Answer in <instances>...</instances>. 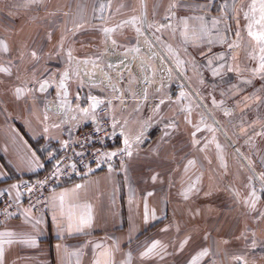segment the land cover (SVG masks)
Here are the masks:
<instances>
[{
	"label": "crops",
	"instance_id": "0c3cea01",
	"mask_svg": "<svg viewBox=\"0 0 264 264\" xmlns=\"http://www.w3.org/2000/svg\"><path fill=\"white\" fill-rule=\"evenodd\" d=\"M144 1L148 26L164 48L180 58L185 50L193 53L217 93V104L226 100L236 106L228 133L251 137L264 122V41L249 26L253 5L261 0ZM142 8V0H1L0 193L17 197L21 181L39 177L65 140L64 125L54 117L59 109H49L47 98L54 80L60 83L59 75L68 72L70 58H78L73 67H86V60L96 57L93 35L106 36L110 26H131L122 42L134 41ZM145 45L147 39L138 40L137 46ZM127 49L112 55L124 58ZM191 84L196 91L205 89L198 77ZM185 96L183 101L193 102ZM181 101L162 103L159 129L119 168L57 186L47 212L21 208L0 226V234L13 233L0 235V264H171L173 249L187 250L189 236L175 241V223L192 203L218 194L225 183L218 156L212 152L206 162L198 130L190 128L196 114L177 113ZM209 183L216 190L211 196L205 189ZM89 217L78 230L81 219ZM259 232L264 240V210ZM31 240L35 243H25Z\"/></svg>",
	"mask_w": 264,
	"mask_h": 264
},
{
	"label": "rangeland",
	"instance_id": "374dc122",
	"mask_svg": "<svg viewBox=\"0 0 264 264\" xmlns=\"http://www.w3.org/2000/svg\"><path fill=\"white\" fill-rule=\"evenodd\" d=\"M253 13L252 10V19L256 23L262 24L260 20L264 16L260 15L258 19L253 16ZM249 21V26L252 27L254 22L251 19ZM121 26L108 27L106 36L100 35L97 36V39L93 35L90 46L96 57L90 59H98L105 47L108 55L116 54L110 49L111 43L116 44V49L123 47L132 49L136 55L135 63L130 62L129 68L135 73L133 79L137 78L141 86L142 90L140 89L139 95L142 100L137 105H129L126 111L121 113L123 126L129 134L148 129L151 126L157 127L158 130L163 119L157 122L158 118L162 116H158L157 109L168 99H182L183 105L177 109V113L196 114L197 122L192 123L190 128L193 131L198 130L197 140L202 147L204 146V160L210 161L212 152L218 156L219 161L216 162L221 165L219 176L225 183L220 185L218 194L207 198V200H205L206 198L201 199V203H192L191 210H188V213L185 210L182 217L175 223L177 226L175 231L177 239L175 241L181 235L188 234L189 244L187 250H182L180 253L173 249L175 255H173L171 264H264V240L261 239L259 232L260 215L264 210V187L156 46L150 40H147L145 46H137L142 33H137L134 41L125 44L122 42L126 38L125 31L131 26H123L124 31ZM140 29L142 28L140 27ZM253 32L260 35L264 33V30L255 27ZM146 39H148L147 36ZM260 40L264 41V39ZM169 52L190 83L195 82L197 77L200 79L201 85L205 86V89L200 91L203 92V96L199 91L197 92L208 103L210 110L219 119L226 131L233 130V119L237 116L238 110L233 103L231 104V101L223 100L217 104L215 101L218 98L217 93L212 89L208 76L201 73L200 67H198L199 59L186 50L181 58L179 52L174 51L177 57L173 51ZM104 54L107 55L106 52ZM109 57L115 58L113 55ZM70 59L74 61L78 58L71 57ZM107 60L112 61L109 58ZM190 69L194 72H191ZM71 70L68 67V74H61L58 77L62 78L61 84L67 85L68 92L72 83L78 87V81H74ZM145 82L153 86L160 87L163 85V89H159L156 96L151 98L153 95H150V91L148 95ZM168 87L170 88L167 89ZM63 89L65 90L64 86ZM185 95L193 98V102L192 100L183 101ZM212 102L214 104H210ZM230 107L233 109H229ZM125 116L126 119H124ZM156 122H160L158 126H154ZM259 128L256 127L253 130L251 137L233 135V140L235 139L234 141L264 180V126L262 131ZM229 135L232 137L231 134ZM205 189L210 196L212 191L214 194L216 193L215 188H212L210 183ZM197 205L198 208H196ZM198 210L202 216H199ZM196 224L200 228H196ZM212 228L219 232V239H217L218 234L212 233ZM203 232H208V234ZM205 249L207 255H200Z\"/></svg>",
	"mask_w": 264,
	"mask_h": 264
},
{
	"label": "built area",
	"instance_id": "2783aa9c",
	"mask_svg": "<svg viewBox=\"0 0 264 264\" xmlns=\"http://www.w3.org/2000/svg\"><path fill=\"white\" fill-rule=\"evenodd\" d=\"M262 5L264 0L253 5L255 18L264 16ZM250 19L254 22L251 30L255 27L264 30V17L260 20L262 24L256 23L252 16ZM138 33H142V37L145 35L142 29ZM109 56L112 55H108L105 47L98 59L86 61V67H73L70 60L68 66L72 69L74 81H78V87L72 83L67 95L58 80H54L47 107H58L54 117L63 123L66 138L60 149L50 155L49 167L39 177L21 181L17 197L0 193V226L15 218L21 208L32 213L47 212L49 195L54 188L117 169L129 153L147 146L151 140L153 126L129 134L121 119V113L129 105H137L142 100L138 79H133L135 73L129 68L130 62L135 63L136 55L113 59ZM145 86L148 95L149 91L153 95L151 98L163 89V85L153 86L148 82ZM30 87L34 85L30 84ZM263 126H260V131Z\"/></svg>",
	"mask_w": 264,
	"mask_h": 264
},
{
	"label": "water",
	"instance_id": "95a60500",
	"mask_svg": "<svg viewBox=\"0 0 264 264\" xmlns=\"http://www.w3.org/2000/svg\"><path fill=\"white\" fill-rule=\"evenodd\" d=\"M142 24L141 28L145 35L148 37V39L156 46V48L159 50V52L165 57V59L168 61V63L171 65V67L175 70L177 75L181 78V80L184 82V84L188 87V89L194 94L196 99L199 101L201 106L205 109L209 117L213 120L215 125L221 130L225 138L228 140V142L231 144V146L236 150V152L239 154V156L242 158V160L245 162V164L248 166L250 171L253 173V175L258 179V181L261 183V185L264 187V180L261 178L259 173L255 170L249 159L245 156L243 151L240 149L238 144L233 140V138L229 135V133L226 131L224 126L221 124L219 119L214 115V113L210 110L209 106L205 102V100L199 95V93L196 91V89L193 87V85L189 82L186 75L183 73L177 62L171 57V55L168 53V51L163 47V45L159 42L158 38L155 36L154 32L149 28L146 18V11H145V1L142 0ZM139 41H144V37L140 36ZM111 43V42H110ZM111 50L114 52H117L116 50V44L111 43ZM124 57H130L132 55H135L132 49H127V51L122 54ZM111 58V57H110ZM113 59V58H111ZM75 59L74 61H76ZM91 62V60H86ZM83 62V61H82ZM68 74V72L66 73ZM60 85L63 87V84L60 83ZM141 89V86H140ZM142 90V89H141ZM65 94H68V87L65 88Z\"/></svg>",
	"mask_w": 264,
	"mask_h": 264
},
{
	"label": "snow or ice",
	"instance_id": "6c2138e0",
	"mask_svg": "<svg viewBox=\"0 0 264 264\" xmlns=\"http://www.w3.org/2000/svg\"><path fill=\"white\" fill-rule=\"evenodd\" d=\"M262 7H264V5H262ZM257 23H259V22H257ZM250 35L252 34L251 32L249 33ZM257 39H264V33H261L260 35H258L257 36ZM6 50V49H5ZM262 51H264V49H261ZM33 55H35V53H33ZM261 68L262 69H264V57H261ZM43 87V86H42ZM18 92L20 91L19 89L17 90ZM125 144H127V140H125ZM130 154V153H129ZM111 155H115V153H112ZM192 163H194L193 161H189V164H192ZM153 179H155V177H153ZM77 187V189L80 187V185H77L76 186ZM149 195H151V193H149ZM184 196H185V198H187V193H184L183 194ZM90 217L88 218V219H81V221L79 222V224L78 225H76V227H77V229L79 230L80 228H82V227H84V226H86V225H88L89 223H90ZM70 220H71V218H70ZM38 223V222H37ZM68 227H69V229H71L72 227H73V225H72V223L70 222L69 223V225H68ZM0 235H7V236H12L13 235V233H11V232H8V233H2V234H0ZM10 242V241H9ZM35 243V241L34 240H31V241H25V243ZM187 241H185V243H186ZM156 247V244H153L152 245V248H155ZM152 248H149L148 249V251L149 252H151L152 251ZM0 255H2V252H0ZM145 255H147V253H145ZM200 255H207V250L205 249L203 252H201L200 253ZM105 264H108V262L107 261H105Z\"/></svg>",
	"mask_w": 264,
	"mask_h": 264
},
{
	"label": "bare ground",
	"instance_id": "6f19581e",
	"mask_svg": "<svg viewBox=\"0 0 264 264\" xmlns=\"http://www.w3.org/2000/svg\"><path fill=\"white\" fill-rule=\"evenodd\" d=\"M144 39H146V36L144 35ZM148 40V39H147Z\"/></svg>",
	"mask_w": 264,
	"mask_h": 264
},
{
	"label": "flooded vegetation",
	"instance_id": "af4514ba",
	"mask_svg": "<svg viewBox=\"0 0 264 264\" xmlns=\"http://www.w3.org/2000/svg\"><path fill=\"white\" fill-rule=\"evenodd\" d=\"M263 113H264V111H263ZM263 118H264V116H263ZM263 124H264V122H263Z\"/></svg>",
	"mask_w": 264,
	"mask_h": 264
}]
</instances>
